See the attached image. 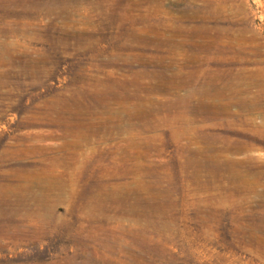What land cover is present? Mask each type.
<instances>
[{
	"label": "rangeland",
	"instance_id": "1",
	"mask_svg": "<svg viewBox=\"0 0 264 264\" xmlns=\"http://www.w3.org/2000/svg\"><path fill=\"white\" fill-rule=\"evenodd\" d=\"M0 264H264V0H0Z\"/></svg>",
	"mask_w": 264,
	"mask_h": 264
},
{
	"label": "bare ground",
	"instance_id": "2",
	"mask_svg": "<svg viewBox=\"0 0 264 264\" xmlns=\"http://www.w3.org/2000/svg\"><path fill=\"white\" fill-rule=\"evenodd\" d=\"M210 40H211V39H210ZM47 184H48V186H47V187H48V188H51V186H52V183H51V184L47 183Z\"/></svg>",
	"mask_w": 264,
	"mask_h": 264
}]
</instances>
